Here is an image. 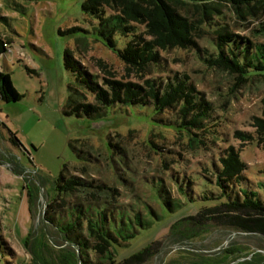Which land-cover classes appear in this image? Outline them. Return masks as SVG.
<instances>
[{"label": "rangeland", "instance_id": "rangeland-1", "mask_svg": "<svg viewBox=\"0 0 264 264\" xmlns=\"http://www.w3.org/2000/svg\"><path fill=\"white\" fill-rule=\"evenodd\" d=\"M85 1L0 0V33L8 41L0 70L10 73L22 95L10 102L0 97V264H84L78 248L46 215L51 202L56 207L87 201L92 192L130 210L150 207L165 218L119 248L115 260L91 252L90 264H264V238L259 235L206 219L184 220L173 227L179 218L219 202L199 197L173 213L160 187L165 183L174 198L180 197L178 181L192 180L195 191H204V185H210L205 167L218 162L219 153L230 145L248 163L252 183L264 179V133L256 125V117H264V78L239 79L238 73L209 65L195 48L176 47L161 50L164 60L152 66L150 74L137 72L103 42L97 19L83 9ZM261 19H244L225 9L220 23L264 43L257 30ZM136 27L149 38L143 25ZM213 30L207 28L199 39L203 53L213 50ZM128 40L116 34L120 49ZM67 48L100 82L118 79L144 85L146 78L166 81L175 73L188 74L214 104L217 134L204 144L198 140L205 136L192 140L193 135L175 123L173 110L160 113L146 104H114L97 119L67 114L74 78L64 63ZM237 130L252 133L253 139H237ZM64 170L102 188L82 186L57 195L56 178Z\"/></svg>", "mask_w": 264, "mask_h": 264}, {"label": "trees", "instance_id": "trees-1", "mask_svg": "<svg viewBox=\"0 0 264 264\" xmlns=\"http://www.w3.org/2000/svg\"><path fill=\"white\" fill-rule=\"evenodd\" d=\"M83 9L97 19L96 31L107 47L117 50L120 57L130 64L129 68L137 72L150 74L151 67L164 60L161 50L176 47L195 48L209 65L238 73L239 79L264 78V43L236 34L227 23H220L225 9H232L244 19L262 17L257 30L264 35V0H86ZM136 24L146 28L149 38L138 32ZM210 27L216 34L212 37L213 50L204 49L203 53L199 39L207 35V28ZM118 33L129 37L122 49L117 47ZM6 43L8 41L0 33V55L7 52ZM64 63L74 76L65 104L67 114L97 119L105 117L108 107L114 104H146L154 106L160 113L173 110L178 117L175 123L188 130L193 135L192 140H195L194 136H205L203 140L201 137L198 140L204 144L207 137L217 134L215 128L219 125V118L215 115L214 104L190 82L188 74L175 73L166 81L146 78L144 85L118 79L100 82L97 74L89 66L80 64L69 48L65 51ZM0 97L5 102L22 97L10 73L5 70H0ZM262 110L264 114V106ZM256 120L258 132L264 133V117H256ZM252 135L245 130H237L235 137L246 141L253 139ZM205 169L209 172L205 176L210 185H204V191H195L192 180L189 184L184 180L178 181L181 196L174 198L165 183L160 186L161 191L167 194V203L173 213L199 197L219 202L203 206L194 215L179 218L173 227L184 220L203 223L206 219L229 230L264 238V179L252 183L246 173L248 163L240 150L230 145L219 153L218 162L215 160L212 166ZM65 170L68 168L65 167ZM65 170L56 178L57 195L74 192L82 186L87 189L102 188L100 183L67 176ZM173 179L176 180L175 176ZM57 199L55 197L52 201ZM66 205L57 203L53 207L51 202L46 218L78 248L84 264L91 263V252L115 260L119 248L131 245L141 231L151 228L156 220L165 218L161 212L150 207L144 212L130 210L101 199L94 192L90 200ZM58 235L64 238V235ZM70 254L75 258L71 251Z\"/></svg>", "mask_w": 264, "mask_h": 264}]
</instances>
